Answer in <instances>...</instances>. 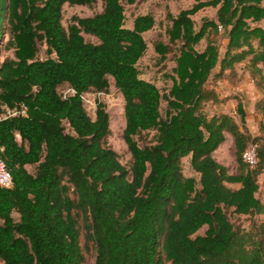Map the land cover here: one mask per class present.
<instances>
[{
  "label": "trees",
  "instance_id": "1",
  "mask_svg": "<svg viewBox=\"0 0 264 264\" xmlns=\"http://www.w3.org/2000/svg\"><path fill=\"white\" fill-rule=\"evenodd\" d=\"M138 1L102 0V12L75 16L66 29L65 5L97 0H0V31L6 28L5 48L13 53L0 60V117L7 109L20 112L0 119V158L13 179L11 189L0 187L3 264H84L80 224L95 245V264H264V222L247 231L227 213L264 216L257 197L264 142L247 133L241 102L243 129L230 114L204 112L206 103L222 101L207 89L210 79L236 75L248 59L252 80L264 89V0H194L192 8L168 14L169 43L155 45L164 60L177 46L166 94L141 77L144 34L156 20L140 15L126 25L125 7ZM206 8L216 9V18L196 29L193 17ZM219 34L227 41L224 54L213 38ZM110 78L125 101L129 169L106 143L105 105L98 104L93 120L83 102L84 94L109 92ZM64 85L75 93L64 97ZM256 111L264 114V93ZM152 131V144L141 146L137 137ZM226 134L234 140L237 175L214 158ZM250 143L257 145L254 169L243 161ZM187 157L199 180L183 173Z\"/></svg>",
  "mask_w": 264,
  "mask_h": 264
},
{
  "label": "rangeland",
  "instance_id": "2",
  "mask_svg": "<svg viewBox=\"0 0 264 264\" xmlns=\"http://www.w3.org/2000/svg\"><path fill=\"white\" fill-rule=\"evenodd\" d=\"M194 0H139L135 5H126V25L132 27L133 21L137 16L152 14L155 17V27L144 34L145 40L148 45L146 55L140 61L138 67L141 72V77L154 83L162 94H166L171 86L172 81L168 78L172 74V68L175 66L173 59L177 53V46H173L172 53L169 54L164 60L156 51L155 45L158 43L168 44L169 37L167 30L171 26L168 19V14L174 16L178 15L182 10L190 9L194 6ZM102 0L91 6H69L65 5L63 8V26L67 29L75 16L85 18L91 17L97 13L102 12ZM216 9L206 8L196 14L193 19L195 20L196 29H199L205 19L213 20L216 18ZM259 26L264 27V22ZM5 27V26H4ZM0 60L6 57H12V51H8L5 46L9 40V35L6 28L0 31ZM87 41L96 42V39L90 35L83 34ZM213 37V36H210ZM217 44L220 47L221 54L225 52V45L227 41L224 34L214 35ZM207 38L204 39L200 45L197 46L199 50L206 47ZM48 57L46 54V47L40 46L39 58L45 59ZM249 59L242 64L236 66V75L227 72V77L217 80L212 77L207 84V89L215 90L218 93L221 102L214 103L208 102L204 105V112L209 116L215 114L225 113L234 116L241 128L244 125L241 123L238 114L237 106L241 102L243 104L247 128V133L252 139H260L264 142V114L256 111V103L262 99L264 89H259L256 83L252 80L249 70ZM110 90L104 92H91L83 95L84 106L94 120L96 119L97 106L99 103L105 105L106 111L110 117V135L106 138V143L114 151L117 152L120 162L128 169L132 164V155L125 143L123 134L126 127L125 118V101L121 92L115 87L114 80L110 78ZM70 89L67 85L61 86L59 92L63 95L70 94ZM167 102L162 101L160 110L163 119L167 117ZM155 132H145L137 137L141 146L151 145ZM214 158L222 165L226 166L229 174L237 175L239 173V164L237 162L236 148L233 137L226 134L225 142L214 153ZM28 171L35 173L36 167L29 166ZM183 173L187 177H194L199 180V175L194 172L190 158L183 159ZM260 190L257 197L264 203V173L259 178ZM233 189L239 188V185H231ZM230 220L236 225L247 231H250L254 225H260L264 222L263 215L255 216H240L234 213L233 209L227 210ZM17 218V215H15ZM207 227H204L198 234L203 235ZM81 232V245L85 256L84 264H95L96 250L93 242L87 240L86 232L82 224H80ZM0 264L3 262L0 260Z\"/></svg>",
  "mask_w": 264,
  "mask_h": 264
},
{
  "label": "built area",
  "instance_id": "3",
  "mask_svg": "<svg viewBox=\"0 0 264 264\" xmlns=\"http://www.w3.org/2000/svg\"><path fill=\"white\" fill-rule=\"evenodd\" d=\"M70 89V88H69ZM70 94H65L64 97L70 96L75 93L74 90L70 89ZM21 110L24 113L25 107L22 105ZM20 112L17 110H9L0 117V119H7L10 117L17 116ZM2 150V149H1ZM243 161L250 168L254 169L258 163L257 145L250 143L243 154ZM0 187L3 189H11L13 187L12 175L7 167L6 161L0 158Z\"/></svg>",
  "mask_w": 264,
  "mask_h": 264
},
{
  "label": "crops",
  "instance_id": "4",
  "mask_svg": "<svg viewBox=\"0 0 264 264\" xmlns=\"http://www.w3.org/2000/svg\"><path fill=\"white\" fill-rule=\"evenodd\" d=\"M18 140L20 141V137H19V136H18ZM188 158H190V157H188ZM28 167H29V166H27V169H28ZM228 186H229L230 188H232V186H231L230 184H229Z\"/></svg>",
  "mask_w": 264,
  "mask_h": 264
}]
</instances>
